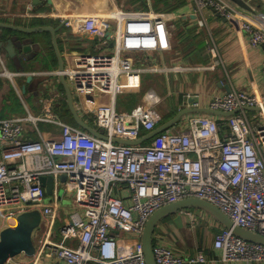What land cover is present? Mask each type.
Returning a JSON list of instances; mask_svg holds the SVG:
<instances>
[{"label":"built area","instance_id":"2783aa9c","mask_svg":"<svg viewBox=\"0 0 264 264\" xmlns=\"http://www.w3.org/2000/svg\"><path fill=\"white\" fill-rule=\"evenodd\" d=\"M192 3L196 13L212 11L264 51V27L234 4ZM62 22L92 42L93 53L77 56L61 74L81 119L105 139L58 117L56 107L65 94L54 86L38 102L36 113L26 110L0 120V232L13 227L23 213L40 214L32 237L34 253L5 264H145L141 239L147 220L161 207L185 199L208 202L235 226L264 237V93L230 90L214 95L207 109L235 113L220 122L206 115L187 116L178 130L173 126L136 146L115 144L113 139L135 141L161 123L154 95L147 94L130 111L116 109L117 97L140 93L146 74L204 68L157 60L172 49L167 14L122 13L113 27L98 17ZM108 50L112 54L104 52ZM0 65V76L10 80L1 53ZM253 108L258 110H247ZM40 124L59 133L43 138ZM49 176L53 188L47 203L40 178ZM60 176L65 177L62 183L57 182ZM60 187L73 195L74 211L64 210L63 218ZM180 213L194 227L196 217L187 210ZM212 249L224 263L264 264V246L223 228ZM152 252L155 264L208 263L203 251L178 254L160 237H154Z\"/></svg>","mask_w":264,"mask_h":264},{"label":"crops","instance_id":"0c3cea01","mask_svg":"<svg viewBox=\"0 0 264 264\" xmlns=\"http://www.w3.org/2000/svg\"><path fill=\"white\" fill-rule=\"evenodd\" d=\"M48 1L49 3L47 0L37 2L0 0V23L26 28L43 26L55 28L63 24L64 20L69 19L76 22L88 17H98L113 27L120 13L153 11L167 14L172 49L163 54L162 58L156 57L157 60H163L168 65L180 63L186 67L204 68L201 71L190 70L184 73L171 71L159 74L166 80L172 78V85L169 89V93L170 90L172 91L169 94L172 99L168 106L170 117L184 109L187 104H197L200 108H207L211 97L226 93L225 87L253 95L264 93L263 49L252 47L245 33L237 26H231L212 11L204 10L202 15L196 13L192 0ZM245 1L253 8L255 14L242 13L264 27V23L254 17L257 14L264 15V0ZM127 3L131 8L140 7V9L131 10L126 7ZM16 37L23 38V40L32 39L34 43L39 42L41 49L38 51L32 49L31 52L34 55L30 59L22 58L20 61H16V58L22 55L18 53V49H15V58L11 59L6 55L5 48L7 41L11 39L14 41ZM56 40L63 57L64 68H67L74 58L84 54V50L88 53L92 52L91 40L76 34L64 24L56 33ZM0 45L3 68L12 75L10 80L0 76V120L23 115L26 110L36 113L38 102L52 86L62 90L58 77L54 76L57 71V59L51 47L49 34L35 33L24 36L10 30L0 29ZM188 53H191V56L187 57ZM191 57L193 60H190ZM186 61L195 63L187 64ZM1 69L0 65V71ZM29 75L32 80L27 83L26 78ZM208 117L217 122L223 118ZM39 132L43 138H49L50 133L57 135L59 130L56 128L42 129ZM29 136L32 138V134ZM34 138L38 140L39 136L34 134ZM57 182L62 183L59 178ZM178 214L181 213L172 214L158 224L153 235V242L154 237H160L166 245L182 255H192L196 250H201L208 258L207 264H243L221 262L219 254L213 251L212 244L209 247L201 246V244L198 247H190L187 241L188 234H192L191 225L182 216L183 222L180 227H174L173 219Z\"/></svg>","mask_w":264,"mask_h":264},{"label":"water","instance_id":"95a60500","mask_svg":"<svg viewBox=\"0 0 264 264\" xmlns=\"http://www.w3.org/2000/svg\"><path fill=\"white\" fill-rule=\"evenodd\" d=\"M37 2L38 0H33ZM232 4H234L241 12L246 13H254L253 8L245 1V0H228ZM49 3V1L47 0ZM258 21L264 23V15L257 14L254 15ZM63 26V24L59 25L58 27H18L11 24L0 23V29L10 30L20 35H32L35 33H48L50 36L51 47L57 59V72H59L58 79L60 82V86L65 94L66 105L69 110V113L72 117V120L75 126L81 128L82 130L88 132L89 134L93 135L99 139H105L103 135H101L98 131H96L93 127L89 124L85 123L78 112L76 111L73 105V99L71 90L68 84L65 81V78L61 74L64 70V62L63 57L59 51L57 40H56V33L58 30ZM111 32L108 31L106 33V37L109 38ZM1 47V45H0ZM15 49H18V53L22 56H18L16 61H20V59H30L34 54L31 52L32 49L39 50L41 49V45L39 43H34L32 39H24L16 37L14 41L11 39L7 41L6 45V55L9 58H15ZM32 77L29 75L26 78L27 83H30ZM226 93L230 92L228 87H225ZM247 110H258L256 108L247 109ZM232 113H224L220 111H213L207 108H184L181 109L178 113H176L173 117L169 120L160 123L153 131L147 133L146 135L142 136L141 138L135 141H127V140H118L113 139L112 142L115 144L120 145H127V146H136L142 144L159 133L173 127L180 121L183 117L189 115H206V116H214V117H230L234 114ZM59 180L64 182L65 177L60 176ZM40 184L44 188L45 194L47 195L46 202H50V196L52 194L53 188V179L52 177H42L40 178ZM188 209H199L205 213H207L213 220L220 225L221 228L231 231V233L248 243L257 244L264 246V237L258 234L246 231L242 228L235 226L229 219L226 217L219 209H217L214 205L197 200V199H185L181 200L167 206L161 207L157 211H155L147 220L143 233H142V248H143V255L145 264H155L154 257H153V235L155 232L156 227L158 224L165 219L166 217L178 213L183 210ZM40 224V214L37 211L26 212L19 215L16 219V223L13 227H8L3 229L0 232V264H5L7 260L19 256L20 254H24L26 256H31L34 253L33 247V232L35 229L38 228Z\"/></svg>","mask_w":264,"mask_h":264},{"label":"rangeland","instance_id":"374dc122","mask_svg":"<svg viewBox=\"0 0 264 264\" xmlns=\"http://www.w3.org/2000/svg\"><path fill=\"white\" fill-rule=\"evenodd\" d=\"M128 4L129 3L126 4V7H128L131 10L140 9V7L131 8ZM104 52L106 54H112L111 50L104 51ZM84 53H88V51L84 50ZM91 53H93V51ZM188 56H191V53L190 54L188 53L187 57ZM167 59L166 61L167 63H169L168 60L170 59L168 60ZM190 60H193V58L191 57ZM186 62L187 64L195 63V62L192 63L188 61ZM137 66L141 67V64H137ZM143 83L144 85L142 86L140 93L134 94V95L117 97L116 109L119 111L123 109V107H125L126 111H130L136 105L140 104L143 98H145L147 94H152L160 101L159 103L155 104V109L161 121L164 122L165 120L170 119L171 113H170V109L168 108V106H170L169 105L170 99H172L170 98L171 96H169V94L172 93L171 90L169 93V89L171 88V85H172V78L166 80L164 76H160L158 73L146 74L145 77L143 78ZM151 89H153L156 93L152 91ZM189 116H192V115H189ZM186 123L187 121L184 120V117H183L174 126H176L177 127L176 130H178L179 126H183ZM38 129L39 131L40 130L42 131L43 127L40 126ZM32 139H36L34 138V134H32ZM63 190L64 188L60 187L59 192L57 194L58 200L62 208L61 210L62 218L64 217V210L68 213L74 211L72 207V204H73L72 203V198H73L72 193H65ZM187 211L191 212L193 216L196 217V224L194 225V227H191L192 234H188V241H187L188 245L190 247H198L201 244V246L203 245L205 247L206 246L209 247L212 244L215 235L220 230L221 228L220 225H218L217 222L213 220V218H211L207 213L199 209H188ZM182 216H183L182 214H178L174 217L173 219L174 227H180L181 223L183 222Z\"/></svg>","mask_w":264,"mask_h":264},{"label":"trees","instance_id":"16d2710c","mask_svg":"<svg viewBox=\"0 0 264 264\" xmlns=\"http://www.w3.org/2000/svg\"><path fill=\"white\" fill-rule=\"evenodd\" d=\"M52 51V50H51ZM141 89H142V87H141ZM140 92H141V90H140ZM56 113H57V115H58V117L64 122V123H67V124H69V125H72V126H75V124H74V122H73V120H72V117H71V115H70V113H69V110H68V108H67V105H66V100H64V101H62L61 103H60V106H58L57 107V109H56ZM90 125H91V123H90ZM40 126H42L43 127V129H50V130H52L54 127H52V126H47V125H44V124H40V125H38V128L40 127ZM221 229V228H220ZM218 231V230H217ZM219 232V231H218ZM217 232V233H218Z\"/></svg>","mask_w":264,"mask_h":264}]
</instances>
